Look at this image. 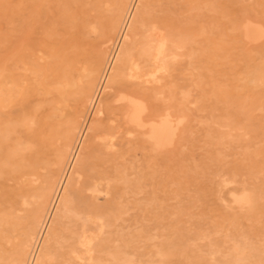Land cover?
I'll list each match as a JSON object with an SVG mask.
<instances>
[{
	"label": "rangeland",
	"instance_id": "obj_1",
	"mask_svg": "<svg viewBox=\"0 0 264 264\" xmlns=\"http://www.w3.org/2000/svg\"><path fill=\"white\" fill-rule=\"evenodd\" d=\"M31 1L32 0H0V17L2 18V19H0V21H2L3 24H5L4 25L5 27H4L2 25V23H0V32H1L0 33L1 34L0 35V122H1L0 123V264H3V263L4 264H15V260L13 259V257L10 254V253H12L11 248H13V242L15 241V239L11 238V237H14V234H15L12 231V228H13L14 221L24 222L26 220L24 210L28 205L26 203H23V202L25 199H27L28 191L31 190L37 184H39L38 183L39 182L38 174H39V171H41L43 169L38 168L39 171L38 170L35 171L36 173H34V172L32 173V171H31L32 166L39 159V144H40L39 141L41 140V137L44 134H46L47 131L49 130L50 123L53 121V119L57 118L55 113L57 112V110H59V109H57V107L60 105V100L62 98L63 92L65 91V88H66L65 85H66V82L68 79L67 77H68L70 71L74 70L73 66L74 65L77 66L78 64H80L77 62H79L80 58L83 57L82 56V49H81L82 44H84L85 41L86 42H92V41L98 39V38H95V36H94L95 33L91 34V31H89V32H87V31L92 30L93 26H91V25H94L95 21H97L96 22L97 24L95 23L94 26H97L98 24L101 23L102 20L105 21L106 16L108 15V10L106 9L108 3L106 0H102V1L101 0H96V1H94V0H48V1L47 0H38L37 1L36 0L37 2L35 0H33L32 2ZM92 1H93V3H95V4H93V6L90 5L92 3ZM127 1H128V3L126 2V4H125V11L119 15L120 17L122 16L120 18L121 23L118 26V28L114 31V34H113L111 40L109 41L110 43L109 42L106 43L107 46L105 49L106 52H105V60L103 62V66L106 65V61L112 57L113 51H115V47L117 46V44L120 40L119 38L121 37L122 28H123V26H125V23L128 22L127 19L129 16H127V15L130 12L129 9L133 7V3L136 0H127ZM140 1H142V0H138L137 2H140ZM148 1L152 2L150 10L154 13H158V11L163 13L165 11L164 13H166V14H170V13L172 14L173 12L176 11L175 10L176 8H177V10L180 9L175 14L173 13L172 15L174 17H177L178 16L177 14H179L178 17L179 18L183 17V18H181L183 20V22L186 21V19H187V21L184 22V24L186 23L185 24V29H186L185 34H186V37L188 39L187 47L191 49L193 47V45L191 44L194 42L193 39H195V41L197 40L194 43V47L192 48V50L194 49L195 53H193V55H189V56L187 55L185 57L177 58L178 61L175 60V62L173 64V65H175L174 69L172 70L173 72L171 71V74H173L171 79L174 77L172 82H174V83L176 82L174 84L176 87L171 82V84H172L171 89L176 88V94L179 95L178 97L181 96V98H177L178 101H180V99H181V102L184 101L182 103L186 107V108L185 107L184 108H185V112H186L187 117H184V119L185 118L186 119H185V121L183 120L184 121V122H182L183 125L181 124L182 125L181 126V132L182 131L185 132V133L182 132V136L184 138H186V140L182 136H181L182 138L180 137L181 139H179V138L177 139V136H176L166 146V149L164 148L162 150V149H158V148L151 146L149 144V142L146 140V138H144L142 136L141 137H142V139L144 138V142L141 141L139 138L128 140V138L126 136L127 134H123V138H121V143L119 146L120 149L117 152V156H118L117 157V163L114 164L117 167V172L115 174V180L113 183L114 184V191L111 194H109L110 196L107 195L109 197L106 196V198L102 197V198L97 200V203H99L100 205H102V204L106 205L108 202H113L112 204L115 207L117 206L115 211L108 213L107 216L105 217L104 226H106V227L109 226V227L107 229H104V228H106V227H104L103 229H104L105 233L101 234V236H103V237L100 236L102 240H105L107 237H109V240L106 239L104 241L105 242L104 243L105 245H104L102 240L99 238V241L101 240L99 242L101 245L97 244V247H95V251H94V258L92 259V261L91 260L89 261L90 263L88 262L87 264H110L109 262H111L112 264H114V263L117 264L116 259L119 257L120 254H122V255L124 254L123 256L126 255L125 257H129L128 259L130 260V262H128L127 264H132V263L133 264H150V262H151L150 260L153 257L156 259L158 256V255H156V251L158 249H162V247H163L164 251L168 250L167 252H165V255L169 260H171V261L168 260L167 264H191V263L192 264L193 263L194 264H196V263L197 264H211L212 262H216L215 264H220V263L221 264H244V262H246V264H264L263 263L264 262V258H263L264 253H262V252H264V246H263L264 245V240H263L264 239V237H263L264 231L262 230V229H264L263 228L264 215H262L264 212V203H263L264 202V198H263L264 197V191H263V189H264V175H263L264 174V172H263L264 171V158H263L264 157V111H263L264 110V106H263L264 100H263V98L264 97H262V95H261V97H260L261 99L258 98L260 96V94H263V96H264V91H263L264 90V71H263L264 70V55H263L264 52H262L264 50V47H263L264 46V38H263L264 37V24H263L264 21L262 22V20H264L263 19L264 18V8H262V7H264V0H238L239 2L237 0H228L230 3L227 2V0H191V1H193V3L190 2V0H187V1L186 0H176V1L175 0H172V1H170V0H143V3L142 2H140L139 4L136 3L135 8H134L136 10L133 9L134 13L132 12V15H131L132 16V18H131L132 22H131V24H130V20L128 22V24L130 25L128 28V32L130 29H131L130 32L133 31V25H134L133 23H135V20L139 19L141 17V15L143 14L142 12H144L146 10L145 8H147V2ZM157 1L158 2L162 1V2L158 3ZM188 1L190 4H192V6L188 3H186ZM45 2H47V3L49 2V3L46 4ZM99 2H101V3L99 4ZM172 2H174V3H172ZM180 2H182L184 4H182ZM255 2H257V3H255ZM29 3L32 6H29ZM163 3L164 4L166 3L165 7H164V5H162ZM22 4H24L26 7H27V5L29 6L27 8V10H26V7H23ZM96 4H97L96 7H99L100 9L99 8L97 9L96 7H94V5H96ZM159 4L161 6H159ZM196 4H198V5H196ZM256 4L259 7H257ZM100 5L101 6L103 5L102 7L104 8V10ZM143 5H145V8ZM170 5H171V8L173 7V10L170 8ZM209 5H211V6L213 5V6L212 7L210 6L211 8L209 7V9H208L207 6H209ZM250 6L252 8L251 11L249 10ZM18 7H20V8L22 7L25 10V13L28 12L26 14V16H27L26 22L27 23H25V26H27V27H25V36H27V37H25L26 40H24V42H25L24 44H26V43H28V44L24 45V47H21L20 40H16V38H15V37L19 38L20 37L19 34H21V31L19 32L20 28H18V31L16 29L17 27L21 26L19 23H20V18H21L22 12H21V9H18ZM42 7L44 8L43 9L44 11L42 10ZM89 7L91 9H92V7H94L95 10L94 9L90 10ZM185 7H186V9H185ZM255 7L257 8V10H260L262 8L261 10L263 11V13H261L259 15H263V16L258 15V13L262 12V11L261 10L256 11ZM187 8L188 9L192 8V9H189V12H186V11H188ZM198 8H200L201 10H198ZM204 8H205V10H204ZM225 8H228V9H225ZM231 8H232V11H231ZM235 8L237 11H239V13H237V11L234 10ZM167 9L169 11H167ZM207 9L209 11L206 12ZM29 10H31V11H29ZM93 10H94V12H93ZM161 10H163V11H161ZM100 11H101L102 16L99 14ZM179 11H181V12H179ZM197 11H199V12H197ZM208 12H209V14H207ZM229 12H231L230 14H232V16L229 14ZM1 13H3V14H1ZM10 14H12V15H10ZM194 14H195V16H194ZM226 14L229 15L230 18L234 19V17H237L238 19L235 18V20H233V19L231 20L230 18H228L226 16ZM233 14L235 16H233ZM3 15L6 17H4ZM87 15L90 17H88ZM184 15L186 17L187 16L192 17V18H190V20H192V22H194V23H192L189 20V17L185 19ZM205 15H207V17ZM211 15H212V17L210 18ZM213 15H214V17H213ZM200 16H202V17H200ZM240 16H241V18H240ZM99 17H101V18H99ZM194 17H195V19H194ZM261 17H263V18H261ZM12 18H14V20ZM199 18L201 20H199ZM260 18H261V20H259ZM16 20H17V22H16ZM11 21H13V23L15 25ZM29 21H30V23H29ZM10 22L13 25L10 24ZM44 22L46 24H44ZM222 22H224V23H222ZM88 23H90L91 25ZM199 23H201L202 26L199 25ZM210 23H212L213 25L212 24L209 25ZM217 23H219V24H217ZM206 24H208V25H206ZM247 24H249V25H247ZM10 25H12V26H10ZM89 25L91 28L89 27ZM197 25H199V26H197ZM247 26L251 28V36L248 37V39L246 38V35L243 33V32H245V27H247ZM46 27H47V30H46ZM120 27H121V30H120ZM207 27H209V29ZM13 28H14V30H13ZM79 33H80V35H79ZM88 33H90V36ZM194 33L196 34V36L194 35ZM231 33L232 34L234 33V34L232 35ZM16 34L19 36H16ZM198 34H200L201 37ZM218 34H220V37L217 36ZM13 35H15V37ZM189 35H191V37L193 35L194 36L191 39V37ZM28 36H29V38H28ZM198 36H199V38L197 39L196 37H198ZM223 36L225 39H223ZM229 37L232 38V39L230 38L231 42L229 40ZM219 38L221 40H217ZM226 39H228V40H226ZM14 40H16L15 42H19V43H17V45H16ZM12 41L15 44V46H13L14 44L11 43ZM211 41H214V45L216 47L215 52L218 49L217 52L218 51L220 52V53L218 52V54H219V56L221 55L222 58L221 57H219L220 59L217 58L218 54H216L215 55L216 58L214 57L213 60L209 61V60H207L206 56H204L202 53H200V52H204L203 50L208 49V45ZM227 41L230 44V46L227 43ZM225 42H226V46H225ZM261 43H263L262 44L263 46L260 45ZM7 44L10 47L9 46L7 47ZM10 44H12V46ZM216 45H218V46L221 45V47H218ZM222 46H224V47H222ZM235 46H237L238 48ZM260 46H261V49H260ZM198 47L200 48L199 51H197ZM202 47H204V48H202ZM231 47H232V49L235 48V51L233 49L234 52L232 51ZM111 48H113V49H111ZM262 48H263V50H262ZM4 49H7V50H4ZM251 49H253V50L251 51ZM257 49H260L261 51L258 52ZM225 51H227V52H225ZM255 51H257L258 54L260 53L258 55L259 57L255 54L256 53ZM10 52H11V54H10ZM28 53L31 55V57L29 56ZM221 53L222 54L224 53V54L222 55ZM236 53H237V55L234 56V54H236ZM26 54H28V56ZM226 54H229V55H226ZM242 54H245L246 56L245 55L242 56ZM23 55H24V57H26V56L27 57L24 58ZM228 56L229 57L231 56V57L229 58ZM191 57H194V58L192 59ZM200 57H203V58H200ZM223 57H225L227 59H225ZM182 58H184V59H182ZM188 58H190V59H188ZM241 58L244 59V61L242 59L243 62L240 61ZM217 59H219V60H217ZM185 60H186V64L184 63ZM228 60L230 61L229 63H227ZM224 61H225V63H224ZM188 62H189V64H188ZM197 62H199V66H197V64H195ZM27 63H29V64H27ZM190 63H191V66H190ZM213 63L215 64V66ZM219 63H221V65L218 66ZM230 63L232 66L230 65ZM177 64H179V65H177ZM216 64H217V66H216ZM226 64H228V65H226ZM242 64H244V65H242ZM182 65L183 66L185 65L184 67H186V68H184ZM223 65H225L226 67L225 66L223 67ZM229 65L231 68L227 67ZM234 65L236 67L234 70H237V71H234L232 69V68H234ZM239 65H242L241 67H243V66L244 67L241 68V67H239ZM192 66H193V68H190ZM195 66H196V69L199 68L198 73L196 72V69H194ZM219 67H221L220 70L218 69ZM258 67H259V69H257ZM180 68L181 69H188V70H184L183 73H182V71L179 73V71L181 70ZM189 68L192 69L193 71L189 70ZM223 68H226V69H223ZM31 69H32V71H31ZM238 69L239 70L241 69V71H239ZM217 71H218V73H217ZM242 71H243V73L244 72L245 73L243 74ZM11 72H13V73L11 74ZM236 72H238L239 74L237 75ZM249 72H250V74L248 75ZM241 73H242V75H241ZM215 74H216V76H215ZM239 75H240V77H242V76L243 77L238 79ZM191 76L193 79L190 78ZM222 76H223V78H222ZM224 76H225V78H224ZM246 76H247V78H246ZM103 77L104 76L100 77L99 83ZM229 77H231V78H229ZM200 78H203V80ZM197 79H199L200 81ZM214 80H217L216 83ZM222 80H223V83L221 82ZM225 80H227V81H225ZM238 80H239V82H238ZM60 81H61V83H59ZM189 81H192L193 83L191 82L190 84H188ZM212 81H214V82H212ZM224 81H225V83H224ZM229 81H230V83H229ZM232 81H234V82H232ZM246 81L247 82L249 81V82L246 83ZM205 82L207 85L205 84ZM62 83H64V84H62ZM228 83H229V85H228ZM240 83L242 84V86H240ZM192 84H194V85L192 86V88L189 89L187 86H191ZM238 84L240 87L238 86ZM224 85H225V88H223ZM177 86H178V88H177ZM209 87H210V89H209ZM237 87H239V88L237 89ZM226 88H227V90H226ZM59 89H60V91H59ZM181 89H183V90L185 89L184 91L187 93L184 94V91ZM199 90H201V91H199ZM31 91H32V93H31ZM202 91H205L206 94ZM258 91H260V92H258ZM177 92H179V93H177ZM199 92H201V94H198ZM243 93L245 95H243ZM258 93H260V94H258ZM60 94H62V95H60ZM186 94H187V96H186ZM197 94H198V97L197 96L194 97ZM203 94H205V95H203ZM252 94H254L255 96L257 95L258 97L256 96V99H255V96L253 97ZM29 95H30V97H29ZM182 95L184 97H182ZM199 95H200V97L203 96V99H202V97L199 98ZM237 95H239V96H237ZM210 96H211V98H210ZM242 96H245L247 98V100L245 97H244L245 99L242 98ZM187 97L189 98V100ZM185 98H186V100H185ZM192 98H194L195 100ZM198 99H202L203 101L202 100L201 101L204 103L205 106L207 104L208 107L204 108L203 103H200L201 102L200 100L198 102ZM196 100H197V102H196ZM205 100H206V102L208 100H210V102L208 101L206 103ZM249 100H251V101H249ZM261 100H262V102H261ZM159 101L162 102V100H159ZM171 101L173 102V98L171 99ZM186 101H188L189 103ZM58 103H59V105H58ZM192 103H194V104H192ZM197 104L202 106L201 107L202 109L201 108L199 109L202 113L198 110L199 106ZM249 104H251V105H249ZM242 106H243V108H242ZM253 106L255 107V109ZM219 107L223 108V112H221L222 108L220 110ZM34 108H35V110H34ZM50 108H51V110L49 112ZM252 108L254 110L251 111ZM186 109L188 111H186ZM203 110H205V111H203ZM256 110L258 112H256ZM260 111L263 113H260ZM203 112H204V114H203ZM215 112H217V113H215ZM48 113H51V114H48ZM90 114H91V111H87V113L83 112V114L81 116H78L76 118L75 125L77 127L74 130L73 136H72V139H73L72 141H73L74 145H76L78 143L77 140L79 141L78 138L80 137L81 133H83L84 128H85V123L87 121V117ZM194 114H196L197 116ZM198 114H199V116H198ZM206 114H207V116H206ZM240 114H241V117H240ZM200 115H202V117ZM216 115L219 117H217ZM204 116L206 117L207 120L210 119L211 117H213L214 120L211 118L210 120H208L209 121L208 122ZM96 117H98V115L97 116L93 115L90 117V119L91 118L95 119ZM198 118H200V120ZM202 118H204V119H202ZM188 119H191V120L193 119V120L188 121ZM212 120L214 122H212ZM236 120L238 121V124H236L237 123ZM186 121H188L189 123ZM198 121H200V123ZM239 121H241V124ZM218 122H219V124H218ZM234 122H236V123H234ZM48 123H49V125H48ZM210 124H212V125H210ZM214 124H216L217 126ZM233 124L235 126H233ZM245 124H246V126H245ZM256 125L257 126L259 125V126L257 127ZM192 126H194V127H192ZM243 126H245V127L242 128ZM182 127H184V128H182ZM190 127L195 128L196 130L192 129V131H193V133H192ZM197 127H199V128H197ZM250 127H251V129L253 128L252 129L253 131L250 129ZM188 128L190 130L187 131L188 132V137H187L186 130ZM222 129H224V130H222ZM190 131H191V133H190ZM212 132H214V134ZM239 132H241V133H239ZM235 133H237V134H235ZM193 134H194V137H193ZM229 134L231 137L228 136ZM218 135H219V137H218ZM257 135L258 136L260 135L259 136L260 139ZM254 136H255V138H254ZM38 138H39V140H38ZM202 139H203V141H202ZM253 139L254 140L256 139V141H254ZM182 140H183V142H182ZM186 141H187V143H186ZM201 141L204 143H201ZM222 141H224V142L222 143ZM241 141H242V143H241ZM252 141H254V143ZM32 142H34V143L32 144ZM219 142H220V144H219ZM251 142L253 143L252 146H251ZM243 143L245 145H243ZM2 144H4V145H2ZM207 144H208V147L206 146ZM213 144L215 145V147L212 146ZM228 144L229 145L231 144V145L229 146ZM233 144H235V145H233ZM219 145H223V146H219ZM237 145H239V146H237ZM261 145H262V147H261ZM185 146H186V148H185ZM220 147L221 148L226 147V148L221 149ZM229 147H230V149H229ZM246 147L250 148V149L247 150ZM19 148L22 150H20ZM236 148L237 149L239 148L238 151ZM241 148H243V149H241ZM148 149L150 150V152L151 151L152 152L149 153ZM182 149H184V150H182ZM186 149H188V151ZM231 149H233V150H231ZM253 149H254V151H253ZM23 150H25V151H23ZM203 150L206 151V153ZM217 150H218V152L216 153ZM228 150L230 153L228 152ZM234 150L236 151V153ZM222 151L225 152L223 155H222ZM239 151L240 152L246 151V152L245 153H239ZM248 151H251V153L249 152L250 153L249 154ZM261 151H262V153H261ZM162 152H165V153H162ZM207 152H208V154H207ZM226 152L229 154H227ZM257 152L259 154H257ZM260 153L263 154V156ZM184 154H186V156H184ZM235 154L238 155L239 157L235 156ZM254 154L257 156V158H256V156H254ZM163 155L165 157H163ZM137 156H139V157H137ZM180 156H184V157L181 158ZM195 156H196V159L194 158ZM175 157H177V158H175ZM235 157L239 158V160L237 161V159H234ZM242 157H244V160ZM245 157H247V158L250 157V158L247 159ZM35 158H37V159H35ZM222 158L224 160L223 163L221 162V161H223ZM258 158L260 159L259 161L261 163L258 161ZM178 159H180V160H178ZM204 159H206V160H204ZM217 159H219V161ZM216 160H217V162H215ZM67 161L69 162V160H67ZM182 161H184V162H182ZM186 161H188V162L186 163ZM68 162H66V164L64 165V168H66V169L68 167ZM165 162H166V164L163 165V163H165ZM173 162H175V163H173ZM198 162H199V164H198ZM228 162H229V164H228ZM171 163H173V164H171ZM226 163L228 165V169H227ZM233 163H234V165H233ZM235 163H237L236 165L238 168H236ZM185 164H187L188 166ZM215 164H217V165L215 166ZM253 164H255V165H253ZM91 165L94 166L95 164L92 163ZM137 165H139V166H137ZM189 165H191V166H189ZM251 165H253L254 167H251ZM172 166H174V167H172ZM175 166H176V168H175ZM178 166H180L181 168L179 167L177 169ZM205 166H207V167H205ZM211 166H212V168H211ZM257 166H258L259 170L261 169L260 173L263 172V174L258 173L259 171L256 172V170H258V169L257 168L255 169V167H257ZM152 168L153 169L155 168V170H153ZM66 169H64V170H66ZM159 169H160V171H158ZM214 169L217 173L215 171H213ZM247 169L250 171L248 172ZM188 170H190V171H188ZM220 170H221V172H220ZM251 170H252V172H254V170H255L254 175L251 172ZM155 171H156V176L154 175ZM157 172H159V173H157ZM163 172L164 173L167 172L166 175ZM203 172H204L205 176H204ZM211 172H212V174H210ZM181 173H184V175ZM207 173H209V174H207ZM167 174L168 175L170 174L171 176L169 175V177H168ZM130 175H132V176H130ZM209 175H213V177H211ZM235 175L237 176V178L235 177ZM32 176H35V177L32 178ZM154 176H155V178L153 179ZM183 176H184V178H183ZM252 176H254V177H252ZM71 177H72V175H71ZM232 177H234V178H232ZM166 178H168V179H166ZM177 178H178V181L176 180ZM225 178H227V180H225ZM230 178H231V180H230ZM35 179L38 180V182ZM129 179H131V180L127 181ZM143 179H144V181H141ZM233 179H237V180H233ZM245 179H246V181H245ZM257 179H258V181H257ZM146 180H148V181L146 182ZM21 181H22V183L23 182L24 183L22 184ZM214 181H215V183H214ZM228 181H229V183H228ZM129 182H131V183H129ZM173 182H175V183H173ZM181 182L184 184H181ZM209 182L210 183L212 182L213 184L212 183L210 184ZM226 182L228 183V185L231 184V186L227 185V187H226ZM253 182L256 184L258 183V185L254 184ZM223 183H225V184H223ZM236 183H238V184H236ZM249 183L252 184V186L254 185L253 186L254 188ZM174 184H176V187L174 186ZM20 185H21V187H20ZM234 186H235V188H234ZM247 186H248V190H247ZM187 187H189V188H187ZM230 187H232L234 189V191ZM255 187L256 188L258 187L259 189L257 188L258 189L257 190V189H255ZM178 188H180L182 190H180ZM192 188L194 189L193 191H192ZM214 188H216V189H214ZM229 188L231 191L229 190ZM25 189H27V190H25ZM199 190H201V192ZM213 190H215V191H213ZM219 190L221 192H219ZM182 191H184V192H182ZM190 191H191V194H190ZM196 191H197V193H196ZM238 191L240 193H237ZM258 191L261 192V195H260V192H258ZM181 192H182V194H181ZM227 192H228V194H227ZM247 192H248V194H246L247 197H245L243 195V193H247ZM256 192H257V194H255ZM232 194L235 195L234 198H237V199L232 198L233 197V196H231ZM197 195H199L200 197ZM238 195H239V197H237ZM251 195L254 197H252ZM256 195L259 198L255 197ZM17 196L19 197L20 203H19V201L15 203V199L17 198ZM223 196H224V198H222ZM240 196L241 197L243 196V197L241 198ZM23 197H25V199H22ZM194 197L196 199H194ZM212 197H214L215 199ZM260 197H261V199H260ZM133 198L136 199L135 202H134ZM153 198H155V199H153ZM161 198L163 199V201ZM140 199H141V202H139ZM150 199L151 200L153 199V200L151 201ZM204 199H206V200L204 201ZM238 199L239 200L243 199V201H241V203H240V202L236 201ZM256 199H258V200H256ZM130 200H131V202H130ZM193 200H195V201H193ZM233 200L236 202V204H235V202H233ZM105 201H106V203H105ZM132 201H133V203H132ZM215 201L218 203H216ZM227 201H230V202L228 203ZM176 202H178V203H176ZM203 202H206V203H203ZM237 202H238V204H237ZM244 202L246 204H244ZM252 202H255V203H252ZM126 203L128 204V206ZM202 203H203V205H202ZM147 204H148V206H147ZM15 205H17V206H15ZM140 205H141L142 209L139 207ZM151 205H152V207H151ZM252 206L254 208L251 212ZM18 207H20L21 209L23 208L22 209L23 211ZM47 207L48 208L50 207L49 203H47V205L45 206V210ZM119 207H120V209H119ZM204 207H206V208H204ZM228 207H231V208H228ZM248 207H249V209H248ZM17 208H18V210H17ZM132 208H134V209L132 210ZM227 208H228V210H225ZM241 208L244 209L245 211H243ZM259 208L261 211L257 210ZM130 209H131V211L129 212ZM147 209H148V211H147ZM45 212L46 211H44L43 213L46 214L47 212L46 213ZM233 212H235V213H233ZM248 212L249 213L254 212V213L251 214L252 215L251 216ZM57 213H58V215L55 214L54 215L55 217H53V219L58 220L59 217H60V219L62 218L61 224H58L59 225L58 227L61 230H63L64 232L67 231L69 229V227H72L71 226L72 223L69 221H71V219H73V218L74 219L78 218V216L75 215L76 214L75 211L74 212L73 211L67 212L64 210V206H60L57 209ZM59 213H61L60 216H59ZM225 213H226V215H225ZM260 213H261V215H260ZM73 215L76 217H73ZM121 215H123V216H121ZM126 215H127V217H126ZM241 215H243V216L241 217ZM244 216L245 217L247 216V217L243 218ZM254 216H256V217L254 218ZM129 217H131V220L129 219ZM12 218H13V220H11ZM186 218H188V219H186ZM238 218H240V219H238ZM260 218L261 219L263 218L262 219L263 221ZM182 219H184V220H182ZM205 219H207V220H205ZM237 219H238V221H237ZM244 219L246 222L243 221ZM115 220H116V222H115ZM188 220H189V222H187ZM192 220L193 221L196 220V221L193 222ZM228 221L229 222L231 221L230 223L232 225ZM137 222H139V224H136ZM181 223H184L186 226L184 224H181ZM187 223H188V225H187ZM197 223H198V225H196ZM253 223H255V224H253ZM227 224H228V226H227ZM247 224H248V226H247ZM250 224H252L251 228H250V226H251ZM261 224H263V225H261ZM177 225H181V227L180 226L177 227ZM182 225H184V226H182ZM241 225H245V226L242 227ZM56 226H57V224H56ZM110 226H113L112 227L113 229H111ZM119 226H120V228H119ZM226 226H227V228H226ZM234 226H236V227H234ZM259 226L260 227L262 226V229ZM177 228H178V230H177ZM188 228L191 230H188ZM259 228H260V230L258 232L256 229H259ZM174 229H176V231ZM116 230H117V232H116ZM236 230H237V232H236ZM107 231H109V232H107ZM168 231H169V233H168ZM171 231L172 232L175 231V232L172 233ZM178 231H179V233H178ZM189 231H191V232H189ZM218 231H219V233H218ZM256 231H257V233L255 235L254 233ZM49 232H50V234H49ZM111 232L114 233V237H115L116 233H119V235L116 234V237L114 238L113 233L110 234ZM132 232H133V234H132ZM159 232L160 233L163 232V234H160ZM125 234L127 236H125ZM200 234L202 236H200ZM208 234H209V236L211 235L212 237L211 236L209 237ZM117 235H118V237H117ZM148 235H149V237H148ZM180 235H182V237H180ZM219 235H220V237H219ZM254 235H255L254 239H256L254 241H257V242H254L252 240ZM47 236L45 237L44 241L48 242V243L43 242L44 243V244H42V247L44 246L43 248L40 246L43 250L39 247L38 251H37V248H35L36 244H35V246H32L31 247V250H32L31 253L32 254L29 253L28 257H26L24 259V261H23L24 264H26V263L27 264H36L37 260H38L37 264H61L62 261H63L62 264H67V263L68 264L69 263L70 264H77V260H75L73 263L70 262L69 249H68V247L65 246L68 244L67 239H64L65 241H63L61 239V237H58L60 240L57 238L51 237V236H53L52 230L48 231ZM105 236H107V237H105ZM146 236H147V239H146ZM185 236H186V238H185ZM204 236H206L207 238ZM232 236H233V238H232ZM249 236L250 237L252 236V238H250ZM5 237H7L8 240ZM104 237H105V239H104ZM138 237H140L141 239ZM47 238H49L50 240H48ZM124 238H126V239H124ZM127 238H129V239L127 240ZM159 238H160V241H162V242L159 241ZM183 238L186 241L188 240V242H186ZM192 238H193V240H192ZM247 238H248L249 243L251 242L249 239L252 240V242H251L252 245H251V243H250V245L246 244L248 242V241H246ZM51 239H54V240H51ZM110 239H111V241H110ZM180 239H182L183 241H181ZM207 239H209V243H208V241H206ZM212 239H214V240H212ZM155 240H158V241L155 242ZM194 240H198L199 242L196 241L197 242L196 243ZM210 240H211V242H210ZM261 240H262V242H261ZM7 241H8V243H7ZM10 241H11V243H10ZM49 241H51V242H49ZM147 241H151V242L153 241V242L151 243V242H147ZM124 242H125V244H124ZM181 242H185L184 244L187 243L188 246H187V244H186V246L183 243L181 244ZM258 242H260L259 245H257ZM60 243H63V244H60ZM244 243H245V245L242 246V244H244ZM59 244H60V247L58 246ZM102 244H103V246H102ZM106 244H107V246L108 245H110V246L107 247ZM111 244L113 247L111 246ZM189 244H190V246H189ZM235 244L237 246H234ZM175 245L178 247L181 246V248L183 250L180 248L176 249ZM240 245L242 246V248ZM246 245L250 247L249 250H248L249 247H247ZM45 246H47V247H45ZM104 246L106 247L107 250L104 248ZM120 246H122V247L124 246L125 248L124 247L122 248ZM151 246L153 249L151 248ZM194 246H196V247L198 246V247L196 248ZM251 246H259V247L251 248ZM61 247H63V248H61ZM115 247H116V249H115ZM169 247H170V249H169ZM188 247H190V248H188ZM208 247H209V249H208ZM96 248H98L99 251H101L102 253L100 252L101 253L100 254L99 251L97 253L98 249H96ZM112 248H113V250L109 251ZM172 248H174V249L172 250ZM191 248H192V250H191ZM256 248L258 249V251H257L258 254H257V257L255 258L254 256H256V255L253 256L252 254L255 253V251L257 250ZM123 249L126 250L125 253H124L125 250H123ZM188 249H190V253H192L191 256H190V254H188V251H189ZM204 249L206 250L208 255H207V253L202 252ZM115 250H116V253H115ZM118 250L121 251L120 254L118 253ZM122 250H123V252H122ZM205 250H204V252H205ZM237 250H240V251L237 252ZM250 250L253 252H251ZM39 251H41V252H39ZM183 251H184V253H183ZM7 252H10V253H7ZM110 252L115 253L116 255L111 254ZM197 252H198V254H197ZM35 253H38V254L35 255ZM44 253L47 254V257H46V255H44ZM129 253L130 254L132 253L131 255H133V257ZM172 253H174V254H172ZM234 253H235V255H237V258L239 257L238 260H236L237 263H236V261L233 260V256H235ZM8 254H9V256H8ZM127 254L130 256H128ZM154 254H155V256H154ZM187 254H188V256H186L187 257L186 258L185 255H187ZM215 254H216V261L214 260ZM63 255H64V257H63ZM173 255H175V259H174ZM239 255H242V256H239ZM36 256H37V258H36ZM149 256H150V258H149ZM38 257H39V259H38ZM105 257L110 258V260L106 259ZM140 257H141V259H140ZM145 257H147V258H145ZM179 257L180 258L185 257V259L182 258L181 259L182 261H181V260H178V259H180ZM102 258H103V260H101ZM138 258L142 261H140ZM209 259H211V260H209ZM261 259H262V262L258 263V260H261ZM58 260H60V263ZM106 260H108V261H106ZM154 260L152 259V262ZM175 260H178L180 262H178V261L176 262ZM30 261H32L34 263H32ZM120 261H119V259H117V262L119 264L121 263ZM106 262H108V263H106ZM151 264H154V263H151ZM212 264H214V263H212Z\"/></svg>",
	"mask_w": 264,
	"mask_h": 264
},
{
	"label": "bare ground",
	"instance_id": "obj_2",
	"mask_svg": "<svg viewBox=\"0 0 264 264\" xmlns=\"http://www.w3.org/2000/svg\"><path fill=\"white\" fill-rule=\"evenodd\" d=\"M33 1V0H32ZM31 1V2H32ZM36 1V0H35ZM38 1V0H37ZM36 1V2H37ZM48 1V0H47ZM96 1V0H94ZM102 1V0H101ZM108 5L106 7V9L108 10V15L106 16V19L105 21H101L100 24H98L97 26H94L95 23L97 21H95L94 25H91L93 26L92 27V30H88L87 32L91 31V34L92 33H95L94 36L95 38H98L97 40H94L92 42H86L84 44H82V58H80L79 62L77 63H80L78 64L77 66H73V69L74 70H71L69 75H68V79H67V82H66V88H65V91L63 92V95H62V98L60 100V105L58 103V107L57 109V112L55 113L57 118L53 119V121L50 123V128L49 130L47 131L46 134H44L42 137H41V140L39 141L40 144H39V159L38 161H36L34 163V165L32 166L31 168V171L32 173H36L35 171L38 170V168H42L43 170L39 171V182L38 180H36L39 184H37L36 186H34L31 190L28 191V194H27V199H25V197H23L22 199H25L23 203H26L27 207L25 208L24 212H25V218L26 220L24 222H16L14 221L13 223V228H12V231L15 233L14 234V237H11L12 239H15V241L13 242V248L12 249V253L10 252H7V253H10L11 256L13 257V259L15 260V264H24L23 261L26 257H28L29 253H31V247L32 246H35V248H37V251H38V248L41 246L42 247V244H44L43 242L45 237L48 235V231L49 230H52V234L53 238H57L59 239L58 237H61V239L63 241H65L64 239H67L68 241V244L65 245L66 247H68L69 249V253H70V262H74L75 260H77V264H87L90 260L92 261V259L94 258V251H95V247H97V244L99 245L100 241L102 240L101 237V234L102 233H105L104 232V229H107L108 227L104 226L105 224V217L107 216L108 213L112 212V211H115L116 210V207L112 204L113 202H108L106 205H100L99 203H97V200L102 198V197H105L109 194H111L113 191H114V180H115V174L117 172V167L114 165L117 163V152L118 150L120 149L119 146H120V143H121V138H123V134H127V138L128 140H132V139H136V138H139L141 141L144 142V138H146V140L149 142V144L155 148H158V149H166V146L177 136V139H181L183 136H182V132H181V126L183 125L182 122L185 121L184 117H187L186 116V112H185V105H183L182 101L181 102V99L180 101H178L177 98H181L178 97L179 95L176 94V88L174 89H171V82L173 81V78L171 79V77L173 76V74H171V71L174 69V62L175 60L178 61L177 58L179 57H185V56H189V55H193L194 52V49L192 50V48L194 47V43L197 41H195V39H193V43H191L193 45V47L190 49L187 47L188 45V39L186 37V29H185V24L184 22L187 21L186 18H188L189 16H185V19L186 21L183 22V20L181 18H179V14H177L178 16L177 17H174L172 14L176 13L178 10L177 8L175 9L176 11L173 12L172 14H166V13H161L160 11H158V13H154L150 10V7H151V1H148L147 2V8H145V5L144 8L146 9L144 12H142L143 14L141 15V17L137 20H135V23H133V31L128 32V28H129V20H130V24L132 22V12L134 13L133 9L135 8V5L136 3H140L142 2L143 3V0L140 1V2H137L138 0H136L134 3H133V7L130 8V12L128 13L127 16L128 19H127V23H125V26H123L122 28V33H121V37L119 38V42L117 44V46L115 47V51H113V55L110 59H108L106 61V65L103 66V62L105 60V49H106V43L109 42L114 34V31L118 28V26L120 25L121 21H120V17L119 15L125 11V4L126 2L128 3L127 0H106ZM172 1V0H170ZM176 1V0H175ZM187 1V0H186ZM238 1V0H237ZM27 2V1H26ZM145 2V1H144ZM158 2V1H157ZM162 2V1H160ZM158 2V3H160ZM185 2V1H184ZM190 2L193 3V1L190 0ZM206 2V1H205ZM227 2H229L227 0ZM236 2V1H235ZM234 2V3H235ZM239 2V1H238ZM35 3V2H34ZM46 4H48L47 2H45ZM44 3V4H45ZM101 2H99L100 4ZM104 3V2H103ZM141 3V4H142ZM174 3V2H172ZM182 3V2H180ZM188 4V2H186ZM185 3V4H186ZM230 3V2H229ZM257 3V2H255ZM254 3V4H255ZM261 3V2H260ZM43 4V5H44ZM93 1L92 3L90 4L91 6H93ZM140 4V5H141ZM184 4V3H182ZM253 4V5H254ZM23 7H26L24 4H22ZM21 5V6H22ZM166 5V3L162 4ZM192 6V4H190ZM198 5V4H196ZM234 5V4H233ZM251 5V4H250ZM257 5V4H256ZM29 6H32L30 5L29 3ZM27 5L26 7V10L27 8L29 7ZM96 5H94V7H96ZM99 6V5H98ZM101 6V5H100ZM103 6V5H102ZM101 6V7H102ZM158 6V5H157ZM159 6H161L159 4ZM178 6V5H177ZM195 6V5H194ZM211 5L207 6V8L209 9ZM213 6V5H212ZM211 6V7H212ZM245 6V5H244ZM44 7V6H43ZM42 7V10L44 9ZM46 7V6H45ZM92 7V9L95 10V8ZM131 7V6H130ZM183 7V6H182ZM210 7V8H211ZM246 7V6H245ZM257 7H259L257 5ZM97 9L99 7H96ZM103 8V7H102ZM161 8V7H160ZM159 8V9H160ZM170 8H171V5H170ZM241 8V7H240ZM249 8V7H248ZM256 8V7H255ZM264 8V7H262ZM261 8V9H262ZM18 9H21V18H20V27H17V31H18V28L19 29V32L21 31V34L19 38L15 37V35H13L16 40H20V44H21V47H24V45H27L28 43L24 44V40L25 37V23L26 22V14L28 13H25V10L21 7H18ZM90 10H92L90 7H89ZM100 9V8H99ZM173 10V7L171 8ZM186 9V7H185ZM188 9V8H187ZM189 9H192V8H189ZM189 9L188 11L186 12H189ZM197 9V8H196ZM206 10L209 11V10ZM213 9V8H212ZM225 9H228V8H225ZM251 6L249 8V10L251 11ZM260 9V10H261ZM2 10V9H1ZM37 10V9H36ZM93 10V12H94ZM104 10V8H103ZM136 10V9H134ZM164 10V9H163ZM161 10V11H163ZM198 10H201L200 8H198ZM205 10V8H204ZM216 10V9H215ZM218 10V9H217ZM236 10V8L234 9ZM256 11H260V10H257V8L255 9ZM20 11V10H19ZM31 11V10H29ZM44 11V10H43ZM97 11V10H96ZM167 11H169L167 9ZM231 11H232V8H231ZM237 11V10H236ZM262 11V10H261ZM37 12V11H36ZM92 12V13H93ZM103 12V11H102ZM181 12V11H179ZM178 12V13H179ZM185 12V13H186ZM199 12V11H197ZM213 12V11H212ZM215 12V11H214ZM225 12V11H224ZM223 12V13H224ZM43 13V12H42ZM90 13V12H89ZM97 13V12H96ZM104 13V12H103ZM222 13V14H223ZM231 12H229L230 14ZM237 13H239V11H237ZM252 13V12H251ZM263 13L262 12H259V14ZM3 14V13H1ZM41 14V13H40ZM44 14V13H43ZM48 14V13H47ZM94 14V13H93ZM99 14L102 16L101 14V11L99 12ZM209 14V12L207 13ZM12 15V14H10ZM106 15V14H105ZM191 15V14H190ZM202 15V14H201ZM232 16V14H230ZM238 15V14H237ZM254 15V14H253ZM4 16V15H3ZM88 16V15H87ZM98 16V15H97ZM96 16V17H97ZM104 16V15H103ZM195 16V14H194ZM207 17V15H205ZM204 16V17H205ZM221 16V15H220ZM225 16V15H224ZM226 16L228 18L229 15L226 14ZM225 16V17H226ZM233 16H235L233 14ZM259 16H263V15H259ZM6 17V16H4ZM12 17V16H11ZM90 17V16H88ZM95 17V16H94ZM202 17V16H200ZM212 17V15L210 16V18ZM214 17V15H213ZM217 17V16H216ZM101 18V17H99ZM105 18V17H104ZM126 18V17H125ZM190 18L192 17H189V20ZM197 18V17H196ZM209 18V19H210ZM219 18V17H218ZM217 18V19H218ZM223 18V17H222ZM238 19L237 17H234L233 18H230L231 20H235ZM241 18V16H240ZM259 18V17H258ZM263 18V17H261ZM261 18L259 20H261ZM0 19H2L0 17ZM11 19V18H10ZM14 20V18H12ZM98 19V18H97ZM184 19V20H185ZM195 19V17H194ZM198 19V18H197ZM206 19V18H205ZM208 19V18H207ZM214 19V18H213ZM225 19V18H224ZM264 19V18H263ZM90 20V19H89ZM96 20V19H95ZM199 20H201L199 18ZM230 20V21H231ZM254 20V19H253ZM85 21V20H84ZM99 21V20H98ZM124 21V20H123ZM192 22V20H190ZM210 21V20H209ZM213 21V20H212ZM227 21V20H226ZM250 21V20H249ZM256 21V20H255ZM264 20H262L263 22ZM13 23V21H11ZM10 22V24H12ZM17 22V20H16ZM19 22V21H18ZM93 22V21H92ZM126 22V21H125ZM0 23H2V25L4 26L5 24H3L2 21H0ZM30 23V21H29ZM124 23V22H123ZM194 23V22H192ZM224 23V22H222ZM14 24V23H13ZM12 24V25H13ZM44 24H46L44 22ZM97 24V23H96ZM196 24V23H195ZM198 24V23H197ZM212 23H210L209 25H211ZM219 24V23H217ZM228 24V23H227ZM230 24V23H229ZM251 24V23H250ZM264 24V22H263ZM10 25V26H12ZM15 25V24H14ZM48 25V24H47ZM89 25V27H90ZM191 25V24H190ZM199 25H201V23H199ZM197 25V26H199ZM204 25V24H203ZM208 25V24H206ZM213 25V24H212ZM236 25V24H235ZM249 25V24H247ZM88 26V25H87ZM132 26V25H131ZM202 26V25H201ZM243 26V25H242ZM5 27V26H4ZM205 27V26H204ZM217 27V26H216ZM233 27V26H232ZM2 28V27H1ZM45 28V27H44ZM87 28V27H86ZM91 28V27H90ZM132 28V27H131ZM209 29V27H207ZM218 28V27H217ZM238 28V27H237ZM89 29V28H88ZM212 29V28H211ZM230 29V28H229ZM14 30V28H13ZM46 30H47V27H46ZM80 30V29H79ZM120 30H121V27H120ZM200 30V29H199ZM204 30V29H203ZM231 30V29H230ZM236 30V29H235ZM253 30V29H252ZM255 30V29H254ZM16 31V32H17ZM45 31V30H44ZM239 31V30H238ZM79 32V31H78ZM199 32V31H198ZM226 32V31H225ZM235 32V31H234ZM1 33V32H0ZM3 33V32H2ZM8 33V32H7ZM18 33V32H17ZM27 33V32H26ZM197 33V32H196ZM229 33V32H228ZM245 35H246V38L248 39V37L251 36V28L250 27H245V32H243ZM89 36H90V33H88ZM207 34V33H206ZM209 34V33H208ZM211 34V33H210ZM230 34V33H229ZM232 34V33H231ZM234 34V33H233ZM232 34V35H233ZM1 35V34H0ZM8 35V34H7ZM16 34V36H19ZM80 35V33H79ZM86 35V34H85ZM117 35V34H116ZM188 35V34H187ZM194 35L196 36V34L194 33ZM193 35V36H194ZM200 36V34H198ZM222 35V34H221ZM30 36V35H29ZM28 36V38H29ZM88 36V37H89ZM119 36V35H118ZM191 37V35H189ZM188 36V37H189ZM192 36V37H193ZM196 37L197 39L199 38ZM218 37H220V34L217 35ZM8 37V36H7ZM79 37V36H78ZM81 37V36H80ZM191 37V39H192ZM201 37V36H200ZM204 38V37H203ZM231 37H229V40H230ZM237 38V37H236ZM257 38V37H256ZM264 38V37H263ZM83 39V38H82ZM223 39L224 36H223ZM232 39V38H231ZM238 39V38H237ZM12 40V39H11ZM14 40V42L16 41ZM29 40V39H28ZM85 40V39H84ZM87 40V39H86ZM217 40H221L220 38L217 39ZM228 40V39H226ZM236 40V39H235ZM88 41V40H87ZM122 41V42H121ZM225 41V40H224ZM249 41V40H248ZM260 41V40H259ZM202 42V41H201ZM231 42V40H230ZM250 42V41H249ZM13 43V41L11 42ZM17 43L19 42H15V44L17 45ZM110 43V42H109ZM205 43V42H204ZM208 43V42H207ZM228 43V41H227ZM4 44V43H3ZM9 44V43H8ZM7 44V47L9 46ZM14 44V43H13ZM15 44L13 46H15ZM201 44V43H200ZM223 44V43H222ZM229 44V43H228ZM244 44V43H243ZM263 43H261L260 45H262ZM12 46V44H10ZM205 45V44H204ZM203 45V46H204ZM224 45V44H223ZM233 45V44H232ZM29 46V45H28ZM190 46V45H189ZM202 46V45H201ZM218 46V45H216ZM225 46H226V42H225ZM228 46V45H227ZM230 46V44H229ZM243 46V45H242ZM259 46V45H258ZM263 46V45H262ZM10 47V46H9ZM26 47V46H25ZM196 47V46H195ZM218 47H221L218 46ZM224 47V46H222ZM237 47V46H235ZM241 47V46H240ZM247 47V46H246ZM253 47V46H252ZM257 47V46H256ZM264 47V46H263ZM29 48V47H28ZM204 48V47H202ZM215 45H214V41H211L208 45V49L205 51L203 50L204 52H200L202 53L204 56H206L207 60L211 61L214 59V57L216 58V54H218L217 50L215 52ZM227 48V47H226ZM225 48V49H226ZM238 48V47H237ZM251 48V47H250ZM258 48V47H257ZM8 49V48H7ZM7 49H4V50H7ZM15 49V48H14ZM113 49V48H111ZM199 47L197 49V51H199ZM222 49V48H221ZM220 49V50H221ZM232 49V47H231ZM230 49V50H231ZM234 51H235V48H233ZM232 49V51H233ZM260 49H261V46H260ZM260 49H257L258 52L261 51ZM108 50V49H107ZM223 50V49H222ZM229 50V49H228ZM238 50V49H237ZM236 50V51H237ZM253 49H251L252 51ZM255 50V49H254ZM263 50V48H262ZM3 51V50H2ZM196 51V50H195ZM201 51V50H200ZM233 51V52H234ZM108 52V51H107ZM223 52V51H222ZM227 52V51H225ZM224 52V53H225ZM244 52V51H243ZM256 55L258 56L259 54L257 53V51H255ZM264 52V50L262 51ZM261 52V53H262ZM220 53V52H219ZM223 53V54H224ZM229 53V52H228ZM241 53V52H240ZM11 54V52H10ZM24 54V53H23ZM29 54V53H28ZM28 54H26L28 56ZM222 54V53H221ZM222 54V55H223ZM233 54V53H232ZM254 54V53H253ZM263 54V53H262ZM2 55V54H1ZM22 55V54H21ZM25 55V56H26ZM196 55V54H195ZM194 55V56H195ZM226 55H229V54H226ZM237 55L234 54V56ZM245 54H242V56H244ZM264 55V54H263ZM7 56V55H6ZM9 56V55H8ZM26 56V57H27ZM29 56L31 57V55L29 54ZM225 56V55H224ZM246 56V55H245ZM24 57V55H23ZM22 57V58H23ZM24 57V58H26ZM222 56L218 54L217 58H219ZM226 57V56H225ZM223 57V58H225ZM229 57V56H228ZM231 57V56H230ZM229 57V58H230ZM233 57V56H232ZM241 57V56H240ZM259 57V56H258ZM261 57V56H260ZM192 59L194 57H191ZM200 58H203V57H200ZM228 58V59H229ZM244 58V57H243ZM240 61H242V59ZM256 58V57H255ZM184 59V58H182ZM187 59V58H186ZM190 59V58H188ZM220 59V58H219ZM217 59V60H219ZM227 59V58H225ZM260 59V58H259ZM27 60V59H26ZM200 60V59H199ZM216 60V59H215ZM235 60V59H234ZM233 60V61H234ZM257 60V59H256ZM221 61V60H220ZM232 61V60H231ZM244 61V59H243ZM242 61V62H243ZM26 62V61H25ZM28 62V61H27ZM190 62V61H189ZM188 62V64H189ZM227 62V61H226ZM230 61L228 60L227 63H229ZM32 63V62H31ZM177 63V62H176ZM184 63L186 64V60L184 61ZM216 63V62H215ZM218 63V62H217ZM222 63V62H221ZM221 63L218 64L221 65ZM225 63V61H224ZM235 63V62H234ZM233 63V64H234ZM29 64V63H27ZM35 64V63H34ZM197 64V66H199V62L195 63ZM214 64V63H213ZM236 64V63H235ZM238 64V63H237ZM179 65V64H177ZM228 65V64H226ZM231 65V63H230ZM227 66V67H230ZM244 65V64H242ZM242 65H239V67H241ZM183 66V65H182ZM185 66V65H184ZM183 66V67H184ZM187 66V65H186ZM190 66H191V63H190ZM215 66V64H214ZM213 66V67H214ZM217 66V64H216ZM225 65H223L224 67ZM232 66V65H231ZM253 66V65H252ZM226 67V66H225ZM244 67V66H243ZM241 67V68H243ZM32 68V67H31ZM178 68V67H177ZM176 68V69H177ZM186 68V67H184ZM190 68H193L190 67ZM189 70H192L190 69ZM201 68V67H200ZM206 68V67H205ZM221 67H219L218 69L220 70ZM231 68V67H230ZM235 65H234V68H232L233 70L235 69ZM12 69V68H11ZM10 69V70H11ZM181 69V68H180ZM196 69V66L195 68ZM199 68L196 69V72L198 73ZM223 69H226V68H223ZM259 69V67L257 68ZM178 70V69H177ZM184 70H188V69H181L179 71V73ZM232 70V71H233ZM239 70V69H238ZM32 71V69H31ZM193 71V70H192ZM191 71V72H192ZM234 71H237V70H234ZM241 71V69L239 70ZM238 71V72H239ZM264 71V70H263ZM14 72V71H13ZM11 72V74L13 73ZM173 72V71H172ZM176 72V71H175ZM174 72V73H175ZM178 72V71H177ZM186 72V71H185ZM213 72V71H212ZM216 72V71H215ZM214 72V73H215ZM238 72L237 75L239 74ZM218 73V71H217ZM226 73V72H225ZM224 73V74H225ZM243 73V71H242ZM241 73V75H242ZM245 73V72H244ZM243 73V74H244ZM200 74V73H199ZM198 74V75H199ZM223 74V75H224ZM250 74V72L248 73V75ZM183 75V74H182ZM185 75V74H184ZM236 75V74H235ZM101 76H104L102 78V80L100 81L99 83V80H100V77ZM193 76V75H192ZM192 76L190 77L191 79ZM200 76V75H199ZM216 76V74H215ZM218 76V75H217ZM226 76V75H225ZM224 76V78H225ZM251 76V75H250ZM249 76V77H250ZM188 77V76H187ZM221 77V76H220ZM219 77V78H220ZM243 77V76H242ZM240 77L239 75V78H242ZM252 77V76H251ZM198 78V77H197ZM223 78V76H222ZM231 78V77H229ZM247 78V76H246ZM62 79V78H61ZM187 79V78H186ZM203 80V78H200ZM215 79V78H214ZM221 79V78H220ZM219 79V80H220ZM199 80V79H197ZM196 80V81H197ZM201 80V81H202ZM253 80V79H252ZM62 81V80H61ZM61 81L59 83H61ZM176 81V80H175ZM194 81V80H193ZM200 81V80H199ZM215 83L217 80H214ZM212 81V82H214ZM227 81V80H225ZM224 81V83H225ZM250 81V80H249ZM248 81V82H249ZM178 82V81H177ZM184 82V81H183ZM187 82V81H186ZM185 82V83H186ZM192 81H189L188 84H190ZM203 82V81H202ZM223 83V80L221 81ZM234 82V81H232ZM239 82V80H238ZM246 81V83H248ZM173 85L176 83L172 82ZM193 83V82H192ZM196 83V82H195ZM194 83V84H195ZM209 83V82H208ZM227 83V82H226ZM230 83V81H229ZM228 83V85H229ZM243 83V82H242ZM254 83V82H253ZM64 84V83H62ZM98 84V85H97ZM192 84L191 86H187L189 89L192 88V86L194 85ZM206 84V82H205ZM251 84V83H250ZM177 85V84H176ZM187 85V84H186ZM207 85V84H206ZM226 85V84H225ZM225 85L223 88H225ZM254 85V84H253ZM175 86V85H174ZM179 86V85H178ZM177 86V88H178ZM185 86V85H184ZM214 86V85H213ZM237 86V85H236ZM239 86V84H238ZM240 86H242V84L240 83ZM239 86V87H240ZM176 87V86H175ZM180 87V86H179ZM186 87V86H185ZM186 87V88H187ZM197 87V86H196ZM195 87V88H196ZM215 87V86H214ZM222 87V86H221ZM237 87V89L239 88ZM185 88V89H186ZM207 88V87H206ZM180 89V88H179ZM178 89V90H179ZM184 89V90H185ZM208 89V88H207ZM210 89V87H209ZM222 89V88H221ZM183 90V89H181ZM183 90V91H184ZM188 90V89H187ZM225 90V89H224ZM227 90V88H226ZM259 90V89H258ZM30 91V90H29ZM33 91V90H32ZM31 91V93H32ZM60 91V89H59ZM62 91V90H61ZM201 91V90H199ZM247 91V90H246ZM257 91V90H256ZM255 91V92H256ZM264 91V90H263ZM206 94L205 91H202ZM210 92V91H209ZM260 92V91H258ZM34 93V92H33ZM60 93V92H59ZM179 93V92H177ZM187 93L184 91V94ZM183 94V95H184ZM198 94H201V92H199ZM198 94L195 95L194 97H198ZM203 94V95H205ZM257 94V93H256ZM260 94V93H258ZM182 95V97H184ZM241 95V94H240ZM243 95H245L243 93ZM249 95V94H248ZM247 95V96H248ZM263 94H260V96L257 97L260 98ZM177 96V97H176ZM187 96V94H186ZM185 96V97H186ZM189 96V95H188ZM224 96V95H223ZM239 96V95H237ZM252 96L254 97L255 95L252 94ZM251 96V97H252ZM256 96H255V99H256ZM30 97V95H29ZM202 99H203V96H201ZM200 95H199V98H201ZM213 97V96H212ZM245 96H242V98H244ZM252 97V98H253ZM173 98V102L171 101V99ZM188 98V97H187ZM209 98V97H208ZM211 98V96H210ZM246 98V97H245ZM244 98V99H245ZM194 99V98H192ZM202 99H198V102L199 100L201 101ZM217 99V98H216ZM236 99V98H235ZM261 99V98H260ZM29 100V99H28ZM159 100H162V102H160ZM186 100V98H185ZM189 100V98H188ZM195 100V99H194ZM212 100V99H211ZM247 100V98H246ZM264 100V98H263ZM192 101V100H191ZM190 101V102H191ZM203 101V100H202ZM200 102V103H203V102ZM210 102V100H208ZM207 101V102H208ZM214 101V100H213ZM251 101V100H249ZM188 102V101H186ZM197 102V100H196ZM206 102V100H205ZM206 102V103H207ZM218 102V101H217ZM226 102V101H225ZM245 102V101H244ZM254 102V101H253ZM262 102V100H261ZM30 103V102H29ZM189 103V102H188ZM212 103V102H211ZM242 103V102H241ZM249 103V102H248ZM255 103V102H254ZM264 103V102H263ZM34 104V103H33ZM185 104V103H184ZM194 104V103H192ZM231 104V103H230ZM229 104V105H230ZM36 105V104H35ZM199 106L198 110L202 107L200 106L199 104H197ZM204 105V103H203ZM251 105V104H249ZM32 106V105H31ZM193 106V105H192ZM210 106V105H209ZM212 106V105H211ZM228 106V105H227ZM261 106V105H260ZM264 106V105H263ZM37 107V106H36ZM185 107V108H184ZM194 107V106H193ZM205 107H208V105L206 104V106L204 105V108ZM249 107V106H248ZM254 107V106H253ZM31 108V107H30ZM196 108V107H195ZM212 108V107H211ZM220 108V107H219ZM218 108V109H219ZM222 108V107H221ZM220 108V110H221ZM225 108V107H224ZM243 108V106H242ZM258 108V107H257ZM261 108V107H260ZM39 109V108H38ZM202 109V108H201ZM210 109V108H209ZM231 109V108H230ZM255 109V107H254ZM253 108L251 109L254 110ZM262 109V108H261ZM35 110V108H34ZM51 108L49 109V112H50ZM211 110V109H210ZM87 111H91V114L87 117V121L85 123V128H84V131L83 133H81L80 137L78 138L79 141L77 140V144L74 145L73 144V139H72V136H73V132L74 130L76 129V125H75V120L78 116H81L83 114V112H86ZM186 111H188L186 109ZM190 111V110H189ZM200 111V110H199ZM205 111V110H203ZM208 111V110H207ZM264 111V110H263ZM201 112V111H200ZM221 112H223V108L221 110ZM256 112H258L256 110ZM47 113V112H46ZM53 113V114H54ZM202 113V112H201ZM206 113V112H205ZM217 113V112H215ZM228 113V112H227ZM260 113H263L260 111ZM48 114H51V113H48ZM98 115V117H96L95 119L91 118V116L93 115ZM204 114V112H203ZM196 115V114H194ZM49 116V115H48ZM55 116V115H54ZM55 116V117H56ZM86 116V115H85ZM197 116V115H196ZM199 116V114H198ZM202 117V115H200ZM207 116V114H206ZM212 116V115H211ZM217 116V115H216ZM53 117V116H52ZM190 117V116H189ZM188 117V118H189ZM192 117V116H191ZM205 117V116H204ZM219 117V116H217ZM222 117V116H221ZM224 117V116H223ZM238 117V116H237ZM240 117H241V114H240ZM193 118V117H192ZM213 119V117H211ZM210 118V119H211ZM10 119V118H9ZM200 120V118H198ZM204 119V118H202ZM206 119V117H205ZM208 119V120H210ZM237 119V118H236ZM52 120V119H51ZM79 120V119H78ZM184 120V121H183ZM191 119H188V121H190ZM193 120V119H192ZM191 120V121H192ZM207 120V119H206ZM207 120V121H208ZM214 120V119H213ZM212 120V122H214ZM242 120V119H241ZM3 121V120H2ZM8 121V120H7ZM32 121V120H31ZM95 121V122H94ZM186 121V122H188ZM196 121V120H195ZM237 121V120H236ZM4 122V121H3ZM83 122V121H82ZM81 122V123H82ZM185 122V123H186ZM197 122V121H196ZM200 123V121H198ZM209 122V121H208ZM240 124H241V121H239ZM251 122V121H250ZM1 123V122H0ZM189 123V122H188ZM236 123V122H234ZM182 124V125H181ZM191 124V123H190ZM189 124V125H190ZM213 124V123H212ZM210 124V125H212ZM217 124V123H216ZM214 124V125H216ZM219 124V122H218ZM238 124V121L237 123ZM247 124V123H246ZM245 124V126H246ZM249 124V123H248ZM49 125V123H48ZM78 125V124H77ZM197 125V124H196ZM213 125V126H214ZM227 125V124H226ZM251 125V124H250ZM47 126V125H46ZM82 126V125H81ZM188 126V125H187ZM198 126V125H197ZM203 126V125H202ZM217 126V125H216ZM223 126V125H222ZM228 126V125H227ZM233 126H235L233 124ZM245 126H243L242 128H244ZM257 126V125H256ZM259 126V125H258ZM257 126V127H258ZM194 127V126H192ZM207 127V126H206ZM212 127V126H211ZM248 127V126H247ZM46 128V127H45ZM184 128V127H182ZM191 128V127H190ZM199 128V127H197ZM203 128V127H202ZM230 128V127H229ZM228 128V129H229ZM249 128V127H248ZM192 129H195V128H191V131ZM205 129V128H204ZM251 129V127H250ZM253 129V128H252ZM251 129V130H252ZM79 130V129H78ZM190 129L188 128L186 130V133H187V137H188V132ZM196 130V129H195ZM224 130V129H222ZM245 130V129H244ZM247 130V129H246ZM249 130V129H248ZM46 131V130H45ZM190 131V133H191ZM234 131V130H233ZM253 131V130H252ZM255 131V130H254ZM41 132V131H40ZM76 132V131H75ZM208 132V131H207ZM206 132V133H207ZM217 132V131H216ZM215 132V133H216ZM223 132V131H222ZM256 132V131H255ZM258 132V131H257ZM185 133V132H183ZM193 133V131H192ZM214 134V132H212ZM241 133V132H239ZM234 134V133H233ZM237 134V133H235ZM250 134V133H249ZM257 134V133H256ZM209 135V134H208ZM7 136V135H6ZM76 136V135H75ZM79 136V135H78ZM144 137L142 139V137ZM179 136V137H178ZM182 136V137H181ZM192 136V135H191ZM230 136V134L228 135ZM247 136V135H246ZM253 136V135H252ZM258 136V135H257ZM260 136V135H259ZM258 136V137H259ZM263 136V135H262ZM181 137V138H180ZM193 137H194V134H193ZM192 137V138H193ZM219 137V135H218ZM231 137V136H230ZM238 137V136H237ZM184 138V137H183ZM229 138V137H228ZM247 138V137H246ZM251 138V137H250ZM255 138V136H254ZM76 139V138H75ZM74 139V140H75ZM186 140V138H184ZM201 139V138H200ZM205 139V138H204ZM207 139V138H206ZM260 139V137H259ZM263 139V138H262ZM261 139V140H262ZM39 140V138H38ZM184 140V141H185ZM226 140V139H225ZM242 140V139H241ZM254 140V139H253ZM199 141V140H198ZM203 141V139H202ZM201 143H204L202 142ZM205 141V140H204ZM256 141V139L254 140ZM254 141H252L254 143ZM260 141V140H259ZM263 141V140H262ZM35 142V141H34ZM32 142V144L34 143ZM132 142V141H131ZM174 142V141H173ZM183 142V140H182ZM221 142V141H220ZM219 142V144H220ZM224 141H222L223 143ZM230 142V141H229ZM251 142V146L253 145V143ZM258 142V141H257ZM5 143V142H4ZM38 143V142H37ZM178 143V142H177ZM187 143V141H186ZM207 143V142H206ZM213 143V142H212ZM217 143V142H216ZM233 143V142H232ZM242 143V141H241ZM245 143V142H244ZM243 143V145H245ZM36 144V143H35ZM215 144V143H214ZM212 145L213 147H215V145ZM238 144V143H237ZM257 144V143H256ZM4 145V144H2ZM181 145V144H180ZM205 145V144H204ZM224 145V144H223ZM223 145H219V146H223ZM229 145V144H228ZM231 145V144H230ZM229 145V146H230ZM235 145V144H233ZM242 145V144H241ZM187 146V145H186ZM185 146V148H186ZM208 147V144L206 145ZM239 146V145H237ZM255 146V145H254ZM184 147V146H183ZM188 147V146H187ZM218 147V146H217ZM241 147V146H240ZM248 147V146H247ZM247 150H249L250 148H247ZM260 147V146H259ZM262 147V145H261ZM151 148V147H150ZM175 148V147H174ZM199 148V147H198ZM203 148V147H202ZM205 148V147H204ZM221 148V147H220ZM222 148H226V147H222ZM221 148V149H222ZM254 148V147H253ZM20 149V148H19ZM213 149V148H212ZM211 149V150H212ZM217 149V148H216ZM220 149V150H221ZM228 149V148H227ZM230 149V147H229ZM237 149V148H236ZM239 149V148H238ZM237 149V151H238ZM243 149V148H241ZM22 150V149H20ZM149 150V149H148ZM184 150V149H182ZM188 151V149H186ZM214 150V149H213ZM225 150V149H224ZM233 150V149H231ZM25 151V150H23ZM30 151V150H29ZM33 151V150H32ZM36 151V150H35ZM186 151V152H187ZM204 151V150H203ZM235 151V150H234ZM233 151V152H234ZM254 151V149H253ZM22 152V151H21ZM31 152V151H30ZM37 152V151H36ZM149 153L150 150L148 151ZM166 152V151H165ZM165 152H162V153H165ZM206 153V151H204ZM218 152V150L216 151V153ZM229 152V150H228ZM246 152V151H245ZM245 152H240L239 153H245ZM251 153V151H248V153ZM29 153V152H28ZM127 153V152H126ZM221 153V152H220ZM225 152L222 151V155L224 154ZM227 153V152H226ZM230 153V152H229ZM227 153V154H229ZM236 153V151H235ZM238 153V154H239ZM247 153V154H248ZM249 153V154H250ZM262 153V151H261ZM260 153V154H261ZM171 154V153H170ZM192 154V153H191ZM208 154V152H207ZM206 154V155H207ZM233 154V153H232ZM256 154V153H255ZM254 156H256L257 154H259L257 152V154ZM139 155V154H138ZM220 155V154H219ZM263 156V154H261ZM184 156H186V154H184ZM184 156H180L181 158H183ZM225 156V155H224ZM235 156L239 157L238 155L235 154ZM250 156V155H249ZM139 157V156H137ZM143 157V156H142ZM163 157H165L163 155ZM167 157V156H166ZM173 157V156H172ZM179 157V156H178ZM217 157V156H216ZM226 157V156H225ZM224 157V158H225ZM232 157V156H231ZM230 157V158H231ZM29 158V157H28ZM144 158V157H143ZM142 158V159H143ZM155 158V157H154ZM171 158V157H170ZM177 158V157H175ZM196 159V156L194 157ZM193 158V159H194ZM228 158V157H227ZM243 160H244V157H242ZM247 158V157H245ZM250 157H248L247 159H249ZM257 158V156H256ZM255 158V159H256ZM262 158V157H261ZM264 158V157H263ZM27 159V158H26ZM37 159V158H35ZM174 159V158H173ZM186 159V158H185ZM234 159H237V161L239 160V158H234ZM69 160V162L67 161ZM171 160V159H170ZM180 160V159H178ZM206 160V159H204ZM210 160V159H209ZM219 161V159H217ZM217 160L215 162H217ZM223 160V158H222ZM241 160V159H240ZM260 159L258 158V161ZM175 161V160H174ZM196 161V160H195ZM213 161V160H212ZM226 161V160H225ZM230 161V160H229ZM235 161V160H234ZM255 161V160H254ZM263 161V160H262ZM66 162H68V167L67 169L64 168V165L66 164ZM138 162V161H137ZM179 162V161H178ZM177 162V163H178ZM184 162V161H182ZM188 161H186L187 163ZM214 162V161H213ZM222 163L224 162L221 161ZM220 162V163H221ZM236 162V161H235ZM246 162V161H245ZM260 162V161H259ZM258 162V163H259ZM95 164L94 166H92L91 164ZM169 163V162H168ZM175 163V162H173ZM171 163V164H173ZM219 163V164H220ZM242 163V162H241ZM240 163V164H241ZM248 163V162H247ZM250 163V162H249ZM257 163V162H256ZM255 163V164H256ZM261 163V162H260ZM165 163H163V165H165ZM184 164V163H183ZM182 164V165H183ZM199 164V162H198ZM206 164V163H205ZM229 164V162H228ZM237 163H235L236 165ZM253 164V165H255ZM168 165V164H167ZM187 165V164H185ZM197 165V164H196ZM213 165V164H212ZM217 164H215L216 166ZM227 165V163H226ZM231 165V164H230ZM234 165V163H233ZM239 165V164H238ZM246 165V164H245ZM250 165V164H249ZM253 165H251V167H254ZM262 165V164H261ZM139 166V165H137ZM156 166V165H155ZM171 166V165H170ZM177 166V165H176ZM175 166V168H176ZM188 166V165H187ZM191 166V165H189ZM220 166V165H219ZM225 166V165H224ZM232 166V165H231ZM242 166V165H241ZM247 166V165H246ZM245 166V167H246ZM165 167V166H164ZM163 167V168H164ZM174 167V166H172ZM180 166L177 167V169L179 168ZM204 167V166H203ZM207 167V166H205ZM209 167V166H208ZM218 167V166H217ZM244 167V166H243ZM137 168V167H136ZM162 168V169H163ZM181 168V167H180ZM191 168V167H190ZM199 168V167H198ZM212 168V166H211ZM210 168V169H211ZM221 168V167H220ZM235 168V167H234ZM236 168L237 165H236ZM258 169L256 170V172L260 173V170L257 167H255V169ZM66 169V170H64ZM153 169V168H152ZM169 169V168H168ZM222 169V168H221ZM227 169H228V165H227ZM249 169V168H248ZM247 169V170H248ZM251 169V168H250ZM132 170V169H131ZM155 170V168L153 169ZM152 170V171H153ZM180 170V169H179ZM212 170V169H211ZM245 170V169H244ZM160 171V169L158 170ZM164 171V170H163ZM172 171V170H171ZM170 171V172H171ZM181 171V170H180ZM187 171V170H186ZM185 171V172H186ZM190 171V170H188ZM202 171V170H201ZM207 171V170H206ZM215 171V169L213 170ZM212 171V172H213ZM246 171V170H245ZM250 170H248L249 172ZM136 172V171H135ZM183 172V171H182ZM212 172L210 174H212ZM216 172V171H215ZM219 172V171H218ZM221 172V170H220ZM223 172V171H222ZM229 172V171H228ZM252 172V170H251ZM255 172V170H254ZM254 172L253 175H254ZM264 172V171H263ZM260 173V174H263ZM24 173V172H23ZM134 173V172H133ZM159 173V172H157ZM164 173V172H163ZM167 173V172H166ZM166 173H164L166 175ZM172 173V172H171ZM217 173V172H216ZM257 173V174H258ZM25 174V173H24ZM184 175V173H181ZM204 174V172H203ZM209 174V173H207ZM214 174V173H213ZM220 174V173H219ZM223 174V173H222ZM249 174V173H248ZM72 175V177H71ZM156 176V171H155V174ZM163 175V174H162ZM170 175V174H169ZM169 175L167 174V176L169 177ZM226 175V174H225ZM264 175V174H263ZM132 176V175H130ZM129 176V177H130ZM155 176L153 177V179L155 178ZM171 176V175H170ZM205 176V174H204ZM211 177H213V175H209ZM224 176V175H223ZM239 176V175H238ZM261 176V175H260ZM35 177V176H32V178ZM162 177V176H161ZM176 177V176H175ZM208 177V176H207ZM229 177V176H228ZM235 177L237 178V176L235 175ZM243 177V176H242ZM254 177V176H252ZM259 177V176H258ZM147 178V177H146ZM149 178V177H148ZM165 178V177H164ZM184 178V176H183ZM209 178V177H208ZM234 178V177H232ZM245 178V177H244ZM26 179V178H25ZM127 179V178H126ZM125 179V180H126ZM168 179V178H166ZM180 179V178H179ZM188 179V178H187ZM224 179V178H223ZM239 179V178H238ZM247 179V178H246ZM245 179V181H246ZM249 179V178H248ZM34 180V181H35ZM131 179L127 180V181H130ZM178 181V178L176 179ZM225 180H227V178H225ZM231 180V178H230ZM233 180H237V179H233ZM23 181V180H22ZM21 181V183H22ZM141 181H144L141 180ZM148 180H146L147 182ZM153 181V180H152ZM166 181V180H165ZM181 181V180H180ZM190 181V180H189ZM188 181V182H189ZM209 181V180H208ZM216 181V180H215ZM214 181V183H215ZM253 181V180H252ZM258 181V179H257ZM36 182V183H37ZM132 182V181H131ZM129 182V183H131ZM154 182V181H153ZM183 182V181H182ZM181 184H184L182 183ZM213 182V181H212ZM211 182V183H212ZM24 183V182H23ZM22 183V184H23ZM27 183V182H26ZM35 183V182H34ZM165 183V182H164ZM175 183V182H173ZM190 183V182H189ZM210 183V182H209ZM210 183V184H211ZM229 183V181H228ZM228 183L226 182V187L228 185ZM245 183V182H244ZM254 183V182H253ZM169 184V183H168ZM187 184V183H186ZM213 184V183H212ZM225 184V183H223ZM238 184V183H236ZM250 184V183H249ZM256 184V183H254ZM25 185V184H24ZM129 185V184H128ZM215 185V184H214ZM217 185V184H216ZM231 186V184H229ZM228 185V186H229ZM242 185V184H241ZM247 185V184H246ZM252 186V184H250ZM258 185V183L256 184ZM174 186L176 187V184H174ZM178 186V185H177ZM225 186V185H224ZM254 186V185H253ZM252 186V187H253ZM21 187V185H20ZM32 187V186H31ZM180 187V186H179ZM207 187V186H206ZM205 187V188H206ZM216 187V186H215ZM242 187V186H241ZM189 188V187H187ZM186 188V189H187ZM211 188V187H210ZM220 188V187H219ZM224 188V187H223ZM231 189H233L232 187H230ZM229 188V190H230ZM235 188V186H234ZM251 188V187H250ZM254 188V187H253ZM258 188V187H257ZM255 187V189H257ZM29 189V188H28ZM139 189V188H138ZM177 189V188H176ZM180 189V188H178ZM216 189V188H214ZM227 189V188H226ZM241 189V188H240ZM259 189V188H258ZM257 189V190H258ZM27 190V189H25ZM120 190V189H119ZM126 190V189H125ZM182 190V189H180ZM194 189L192 188V191ZM212 190V189H211ZM239 190V189H238ZM246 190V189H245ZM247 190H248V186H247ZM251 190V189H250ZM158 191V190H157ZM171 191V190H170ZM201 192V190H199ZM215 191V190H213ZM224 191V190H223ZM226 191V190H225ZM231 191V190H230ZM234 191V189H233ZM236 191V190H235ZM252 191V190H251ZM264 191V189H263ZM14 192V191H13ZM138 192V191H137ZM184 192V191H182ZM181 192V194H182ZM195 192V191H194ZM193 192V193H194ZM219 192H221L219 190ZM229 192V191H228ZM227 192V194H228ZM244 192V191H243ZM260 192V191H258ZM16 193V192H15ZM118 193V192H117ZM157 193V192H156ZM192 193V194H193ZM197 193V191H196ZM210 193V192H209ZM212 193V192H211ZM237 193H240L239 191ZM151 194V193H150ZM158 194V193H157ZM190 194H191V191H190ZM247 193H243V195L245 197ZM254 194V193H253ZM257 194V192L255 193ZM139 195V194H138ZM165 195V194H164ZM222 195V194H221ZM240 195V194H239ZM239 195L237 197H239ZM260 195H261V192H260ZM110 196V195H109ZM107 196V197H109ZM157 196V195H156ZM159 196V195H158ZM199 196V195H197ZM217 196V195H216ZM229 196V195H228ZM233 196L232 198H234L235 195H231ZM249 196V195H248ZM252 196V195H251ZM123 197V196H122ZM180 197V196H179ZM186 197V196H185ZM191 197V196H190ZM200 197V196H199ZM206 197V196H205ZM208 197V196H207ZM241 197V196H240ZM243 197V196H242ZM241 197V198H242ZM254 197V196H252ZM255 197H258L257 195ZM117 198V197H116ZM132 198V197H131ZM139 198V197H138ZM137 198V199H138ZM145 198V197H144ZM209 198V197H208ZM214 198V197H212ZM224 198V196L222 197ZM259 198V197H258ZM264 198V197H263ZM21 199V200H22ZM134 199V202L136 201L135 198ZM155 199V198H153ZM152 199V200H153ZM162 199V198H161ZM194 199H196L194 197ZM198 199V198H197ZM215 199V198H214ZM230 199V198H229ZM234 199H237V198H234ZM250 199V198H249ZM253 199V198H252ZM261 199V197H260ZM259 199V200H260ZM143 200V199H142ZM146 200V199H145ZM151 200V199H150ZM151 200V201H152ZM206 199H204L205 201ZM224 200V199H223ZM258 200V199H256ZM20 203V200H19V197L17 196V198L15 199V203L18 202ZM139 201V200H138ZM147 201V200H146ZM161 201V200H160ZM163 201V199H162ZM179 201V200H178ZM183 201V200H182ZM195 201V200H193ZM199 201V200H198ZM197 201V202H198ZM203 201V200H202ZM238 202L241 203L242 200H236ZM250 201V200H249ZM262 201V200H261ZM131 202V200H130ZM129 202V203H130ZM141 202V199L140 201ZM148 202V201H147ZM157 202V201H156ZM196 202V203H197ZM208 202V201H207ZM216 202V201H215ZM223 202V201H222ZM228 203L230 201H227ZM233 202H235L233 200ZM237 202V204H238ZM246 202V201H245ZM244 202V204H246ZM260 202V201H259ZM258 202V203H259ZM47 203H49V208L47 207L46 210H45V206L47 205ZM106 203V201H105ZM133 203V201H132ZM137 203V202H136ZM135 203V204H136ZM143 203V202H142ZM141 203V204H142ZM152 203V202H151ZM155 203V202H154ZM178 203V202H176ZM188 203V202H187ZM203 203H206V202H203ZM202 203V205H203ZM210 203V202H209ZM213 203V202H212ZM218 203V202H216ZM252 203H255V202H252ZM264 203V202H263ZM127 204V203H126ZM138 204V203H137ZM153 204V203H152ZM185 204V203H184ZM193 204V203H192ZM236 204V202H235ZM134 205V204H133ZM143 205V204H142ZM150 205V204H149ZM158 205V204H157ZM175 205V204H174ZM240 205V204H239ZM254 205V204H253ZM17 206V205H15ZM60 206H64V210L65 211H75L76 214L78 216L77 219H71V226L72 227H69V229L67 231H63L61 230L58 226V224H61V219L59 217L58 220H54L53 217H55L54 215L57 214V209L60 207ZM128 206V204H127ZM126 206V207H127ZM136 206V205H135ZM134 206V207H135ZM148 206V204H147ZM195 206V205H194ZM24 207V206H23ZM141 208V205L139 206ZM152 207V205H151ZM193 207V206H192ZM234 207V206H233ZM20 208V207H18ZM17 208V210H18ZM125 208V207H124ZM131 208V207H130ZM137 208V207H136ZM191 208V207H190ZM206 208V207H204ZM228 208H231V207H228ZM225 209V210H228ZM244 208V207H243ZM246 208V207H245ZM253 206H252V209H251V212L253 210ZM21 209V208H20ZM23 209V208H22ZM21 209V210H22ZM120 209V207H119ZM134 208H132L133 210ZM142 209V208H141ZM140 209V210H141ZM149 209V208H148ZM147 209V211H148ZM188 209V208H187ZM233 209V208H232ZM242 209V208H241ZM249 209V207H248ZM16 210V211H17ZM239 210V209H238ZM243 211H245L244 209H242ZM256 210V209H255ZM254 210V211H255ZM257 210H260L257 209ZM256 210V211H257ZM263 210V209H262ZM23 211V210H22ZM46 211L44 214L43 212ZM121 211V210H120ZM128 211V210H127ZM131 211V209L129 210V212ZM241 211V210H240ZM250 211V210H249ZM261 211V210H260ZM125 212V211H124ZM152 212V211H151ZM231 212V211H230ZM259 212V211H258ZM229 213V212H228ZM235 213V212H233ZM244 213V212H243ZM246 213V212H245ZM249 213V212H248ZM254 213V212H253ZM253 213H249L250 215L253 214ZM22 214V213H21ZM61 213H59V216H60ZM71 214V213H70ZM124 214V213H123ZM129 214V213H128ZM127 214V215H128ZM247 214V213H246ZM114 215V214H113ZM126 215V217H127ZM138 215V214H137ZM157 215V214H156ZM159 215V214H158ZM226 215V213H225ZM261 215V213H260ZM264 215V212L263 214ZM13 216V215H12ZM123 216V215H121ZM139 216V215H138ZM184 216V215H183ZM239 216V215H238ZM243 215H241L242 217ZM252 216V215H251ZM73 217H76L73 215ZM115 217V216H114ZM227 217V216H226ZM240 217V216H239ZM247 217V216H246ZM245 216L243 218H246ZM256 216H254L255 218ZM71 218V217H70ZM120 218V217H119ZM182 218V217H181ZM195 218V217H194ZM201 218V217H200ZM235 218V217H234ZM129 219L131 220V217H129ZM188 219V218H186ZM202 219V218H201ZM240 219V218H238ZM237 219V221H238ZM261 219V218H260ZM263 219V218H262ZM261 219V220H262ZM13 220V218L11 219ZM119 220V219H118ZM124 220V219H123ZM149 220V219H148ZM184 220V219H182ZM207 220V219H205ZM235 220V219H234ZM141 221V220H140ZM186 221V220H185ZM184 221V222H185ZM193 221V220H192ZM196 221V220H194ZM193 221V222H194ZM203 221V220H202ZM245 221V219L243 220ZM263 221V220H262ZM116 222V220H115ZM134 222V221H133ZM189 222V220L187 221ZM191 222V221H190ZM227 222V221H226ZM229 222V221H228ZM231 222V221H230ZM229 222V223H230ZM246 222V221H245ZM11 223V222H10ZM67 223V222H66ZM176 223V222H175ZM192 223V222H191ZM196 223V222H195ZM200 223V222H199ZM261 223V222H260ZM259 223V224H260ZM57 224V226H56ZM136 224H139V222H137ZM173 224V223H172ZM180 224V223H179ZM181 224H184V223H181ZM231 224V223H230ZM241 224V223H240ZM246 224V223H245ZM255 224V223H253ZM258 224V223H257ZM264 224V223H263ZM261 224V225H263ZM107 225V224H106ZM176 225V224H175ZM174 225V226H175ZM185 225V224H184ZM182 225V226H184ZM188 225V223H187ZM191 225V224H190ZM198 225V223L196 224ZM201 225V224H200ZM232 225V224H231ZM250 228L252 227V224H250ZM8 226V225H7ZM68 226V225H67ZM117 226V225H116ZM115 226V227H116ZM165 226V225H164ZM173 226V225H172ZM181 225H177V227ZM186 226V225H185ZM194 226V225H193ZM228 226V224H227ZM226 226V228H227ZM242 227H244L245 225H241ZM248 226V224H247ZM66 227V226H65ZM106 227V228H104ZM113 226H110L111 229ZM114 227V228H115ZM143 227V226H142ZM179 227V228H180ZM188 227V226H187ZM230 227V226H229ZM236 227V226H234ZM241 227V228H242ZM260 227V226H259ZM9 228V227H8ZM104 228V229H103ZM117 228V227H116ZM120 228V226H119ZM174 228V227H173ZM185 228V227H184ZM191 228V227H190ZM200 228V227H199ZM198 228V229H199ZM240 228V227H239ZM262 229V226L260 227ZM259 229H256L258 232H259ZM263 228H264V225H263ZM139 229V228H138ZM163 229V228H162ZM238 229V228H237ZM245 229V228H244ZM254 229V228H253ZM164 230V229H163ZM176 231V229H174ZM178 230V228H177ZM188 230H191L188 228ZM228 230V229H227ZM230 230V229H229ZM239 230V229H238ZM246 230V229H245ZM264 231V229H262ZM261 230V231H262ZM156 231V230H155ZM173 231V232H175ZM185 231V230H184ZM193 231V230H192ZM257 231L254 233L256 235ZM260 231V232H261ZM3 232V231H2ZM51 232V231H50ZM49 232V234H50ZM109 232V231H107ZM117 232V230H116ZM135 232V231H134ZM140 232V231H139ZM172 232V231H171ZM170 232V233H171ZM172 232V233H173ZM187 232V231H186ZM191 232V231H189ZM199 232V231H198ZM206 232V231H205ZM210 232V231H209ZM237 232V230H236ZM4 233V232H3ZM12 233V232H11ZM113 232H111L110 234H112ZM125 233V232H124ZM130 233V232H129ZM160 233V232H159ZM169 233V231H168ZM179 233V231H178ZM200 233V232H199ZM204 233V232H203ZM219 233V231H218ZM10 234V233H9ZM119 235V233H116ZM116 234H115V237H116ZM122 234V233H121ZM133 234V232H132ZM144 234V233H143ZM160 234H163L160 233ZM189 234V233H188ZM187 234V235H188ZM215 234V233H214ZM221 234V233H220ZM242 234V233H241ZM250 234V233H249ZM262 234V233H261ZM117 235V237H118ZM135 235V234H134ZM133 235V236H134ZM147 235V234H146ZM155 235V234H154ZM186 235V236H187ZM205 235V234H204ZM246 235V234H245ZM251 235V234H250ZM255 235L253 236V241L256 240L254 239ZM50 236V235H49ZM101 236V237H100ZM123 236V235H122ZM125 236H127L125 234ZM163 236V235H162ZM185 236V238H186ZM189 236V235H188ZM200 236H202L200 234ZM209 236V234H208ZM211 236V235H210ZM209 236V237H210ZM216 236V235H215ZM244 236V235H243ZM262 236V235H261ZM48 237V236H47ZM107 237V236H105ZM104 237V239H105ZM113 237H114V233H113ZM112 237V238H113ZM114 237V238H115ZM124 237V236H123ZM149 237V235H148ZM180 237H182V235H180ZM206 237V236H204ZM208 237V238H209ZM212 237V236H211ZM220 237V235H219ZM250 237V236H249ZM264 237V236H263ZM7 239V237H5ZM99 238L101 239L99 241ZM113 238V239H114ZM134 238V237H133ZM140 238V237H138ZM171 238V237H170ZM198 238V237H197ZM207 238V237H206ZM233 238V236H232ZM252 238V236L250 237ZM10 239V238H9ZM48 240H50L49 238H47ZM106 239L109 240V237H107ZM105 239V240H106ZM126 239V238H124ZM129 238H127L128 240ZM132 239V238H131ZM141 239V238H140ZM146 239H147V236H146ZM167 239V238H166ZM172 239V238H171ZM184 239V238H183ZM200 239V238H199ZM204 239V238H203ZM210 239V238H209ZM209 239H207L206 241H208L209 243ZM215 239V238H214ZM212 239V240H214ZM218 239V238H217ZM228 239V238H227ZM245 239V238H244ZM8 240V239H7ZM51 240H54V239H51ZM60 240V239H59ZM105 240H102L103 244L105 243L104 241ZM181 241H183L182 239H180ZM185 240V239H184ZM193 240V238H192ZM201 240V239H200ZM221 240V239H220ZM234 240V239H233ZM251 242L252 240L249 239ZM264 240V239H263ZM111 241V239H110ZM158 241V240H155V242ZM159 241H160V238H159ZM186 241V240H185ZM191 241V240H190ZM195 242L198 241V240H194ZM204 241V240H203ZM248 241V238L247 240ZM260 241V240H259ZM51 242V241H49ZM101 242V243H102ZM116 242V241H115ZM132 242V241H131ZM147 242H151V241H147ZM153 242V241H152ZM151 242V243H152ZM162 242V241H160ZM179 242V241H178ZM188 242V240L186 241ZM192 242V241H191ZM199 242V241H198ZM211 242V240H210ZM231 242V241H230ZM236 242V241H235ZM239 242V241H238ZM237 242V243H238ZM250 242V243H251ZM254 242H257V241H254ZM253 242V243H254ZM262 242V240H261ZM8 243V241H7ZM11 243V241H10ZM9 243V244H10ZM45 243H48V242H45ZM59 243V242H58ZM109 243V242H108ZM112 243V242H111ZM123 243V242H122ZM184 244L185 242H181V244ZM197 243V242H196ZM213 243V242H212ZM211 243V244H212ZM246 243V242H245ZM242 244L243 245H245ZM249 241L246 243L247 245L249 244ZM260 242H258L257 245H259ZM60 244H63V243H60ZM60 244L58 245L60 247ZM65 244V243H64ZM102 244V246H103ZM110 244V243H109ZM113 244V243H112ZM111 244V246H112ZM116 244V243H115ZM119 244V243H118ZM125 244V242H124ZM187 244V243H186ZM186 244H184L186 246ZM193 244V243H192ZM191 244V245H192ZM201 244V243H200ZM255 244V243H254ZM253 244V245H254ZM263 244V243H262ZM4 245V244H3ZM101 245V244H100ZM105 245V244H104ZM156 245V244H155ZM198 245V244H197ZM246 245V246H247ZM252 245V243H251ZM256 245V244H255ZM6 246V245H5ZM63 246V245H62ZM107 246V244H106ZM110 246V245H108ZM107 246V247H108ZM115 246V245H114ZM153 246V245H152ZM151 246V248H152ZM159 246V245H158ZM176 246V245H175ZM174 246V247H175ZM183 246V245H182ZM188 246V244H187ZM190 246V244H189ZM193 246V245H192ZM209 246V245H208ZM217 246V245H216ZM233 246V245H232ZM234 246H237L236 244ZM239 246V245H238ZM241 246V245H240ZM241 246V248H242ZM262 246V245H261ZM264 246V245H263ZM40 247V248H41ZM44 247V246H43ZM42 247V248H43ZM47 247V246H45ZM101 247V246H100ZM113 247V246H112ZM122 247V246H120ZM124 247V246H123ZM122 247V248H123ZM128 247V246H127ZM137 247V246H136ZM143 247V246H142ZM156 247V246H155ZM196 247V246H194ZM198 247V246H197ZM196 247V248H197ZM249 247V246H247ZM246 247V248H247ZM255 247H259V246H251V248H255ZM8 248V247H7ZM34 248V249H35ZM41 248V249H42ZM63 248V247H61ZM99 248V247H98ZM96 248V249H98ZM104 248L106 249V247L104 246ZM118 248V247H117ZM125 248V247H124ZM144 248V247H143ZM160 248V247H159ZM166 248V247H165ZM182 249L181 246L178 247L176 246V249ZM190 248V247H188ZM200 248V247H199ZM262 248V247H261ZM116 249V247H115ZM120 249V248H119ZM132 249V248H131ZM153 249V248H152ZM155 249V248H154ZM157 249V248H156ZM168 249V248H167ZM170 249V247H169ZM174 248H172L173 250ZM175 249V250H176ZM194 249V248H193ZM209 249V247H208ZM233 249V248H232ZM250 249V247L248 248V250ZM257 249V248H256ZM43 250V249H42ZM45 250V249H44ZM64 250V249H63ZM107 250V249H106ZM105 250V251H106ZM112 249H110L109 251H112ZM125 250V249H123ZM122 250V252H123ZM183 250V249H182ZM189 250V251H188ZM188 254H190V256L192 255V253H190V249H188ZM192 250V248H191ZM197 250V249H196ZM202 250V249H201ZM200 250V251H201ZM205 250V249H204ZM204 250L202 251L203 253H207L206 250L204 252ZM211 250V249H210ZM252 250V249H251ZM250 250V251H251ZM255 250V249H254ZM99 249L97 250V253H98ZM120 250H118V253L120 254L121 251L119 252ZM131 251V250H130ZM135 251V250H134ZM151 251V250H150ZM168 251V250H167ZM167 251H164L163 250V247L162 249H158L156 251V255L157 258L155 259L154 257L152 258L154 261L152 262V259L150 260V264L151 263H154V264H167L168 263V258L166 257L165 255V252ZM170 251V250H169ZM212 251V250H211ZM240 251V250H237V252ZM258 251V249L255 251V253ZM5 252V251H4ZM35 252V251H34ZM41 252V251H39ZM44 252V251H43ZM63 252V251H62ZM61 252V253H62ZM101 251H99L100 253ZM114 252V251H113ZM126 252V250L124 251V253ZM128 252V251H127ZM209 252V251H208ZM213 252V251H212ZM253 252V251H251ZM64 253V252H63ZM102 253V252H101ZM100 253V254H101ZM111 254H115L116 253V250H115V253H112L110 252ZM171 253V252H170ZM184 253V251H183ZM211 253V252H210ZM214 253V252H213ZM236 253V252H235ZM234 253V255H235ZM252 254L255 258L257 257V254ZM264 253V252H262ZM261 253V254H262ZM3 254V253H2ZM32 254V253H31ZM38 254V253H35V255ZM130 254V253H129ZM132 254V253H131ZM130 254V255H131ZM134 254V253H133ZM174 254V253H172ZM185 255L186 256H188ZM198 254V252H197ZM212 254V253H211ZM34 255V256H35ZM44 255H46L47 257V254L44 253ZM116 255V254H115ZM114 255V256H115ZM121 255V256H120ZM119 257L117 259H119V261L121 262L120 264H127L128 262H130V260L128 259L129 257H125L123 256L122 254H120ZM128 255V254H127ZM128 255V256H130ZM204 255V254H203ZM206 255V254H205ZM208 255V253H207ZM223 255V254H222ZM221 255V256H222ZM9 256V254H8ZM31 256V255H30ZM33 256V257H34ZM49 256V255H48ZM113 256V257H114ZM133 257V255H131ZM155 256V254H154ZM174 256V259H175V255ZM220 256V257H221ZM224 256V255H223ZM222 256V257H223ZM239 256H242V255H239ZM262 256V255H261ZM264 256V255H263ZM262 256V257H263ZM32 257V256H31ZM45 257V256H44ZM64 257V255H63ZM107 257V256H106ZM105 257V258H106ZM117 257V256H116ZM139 257V256H138ZM143 257V256H142ZM178 257V256H177ZM185 257H182L185 259ZM208 257V256H207ZM211 257V256H210ZM246 257V256H245ZM7 258V257H6ZM30 258V257H29ZM37 258V256H36ZM35 258V259H36ZM112 258V257H111ZM136 258V257H135ZM147 258V257H145ZM150 258V256H149ZM180 258V257H179ZM182 258L178 259V260H181ZM187 258V257H186ZM214 260L216 261V254L214 255ZM224 258V257H223ZM227 258V257H226ZM225 258V259H226ZM230 258V257H229ZM239 258V257H238ZM237 258V255L233 256V260L236 261L238 260ZM261 258V257H260ZM264 258V257H263ZM262 258V259H263ZM12 259V258H11ZM34 259V258H33ZM32 259V260H33ZM39 259V257H38ZM52 259V258H51ZM106 259H109L110 258H106ZM116 259V258H115ZM117 259H116V263L119 264L117 262ZM139 259V258H138ZM141 259V257H140ZM139 259V260H140ZM143 259V258H142ZM173 259V258H172ZM183 259V260H184ZM246 259V258H245ZM248 259V258H247ZM262 259L261 260H258V263H261L262 262ZM29 260V259H28ZM27 260V261H28ZM83 260V261H82ZM97 260V259H96ZM103 260V258L101 259ZM112 260V259H111ZM114 260V259H113ZM148 260V259H147ZM178 260H175L176 262ZM211 260V259H209ZM254 260V259H253ZM256 260V259H255ZM9 261V260H8ZM12 261V260H11ZM53 261V260H52ZM55 261V260H54ZM59 263H60V260H58ZM108 261V260H106ZM142 261V260H140ZM146 261V260H145ZM171 261V260H169ZM182 261V260H181ZM260 261V262H259ZM32 262V261H30ZM38 262V260H37ZM36 262V264H37ZM41 262V261H40ZM97 262V261H96ZM95 262V263H96ZM100 262V261H99ZM98 262V263H99ZM114 262V261H113ZM149 262V261H148ZM180 262V261H178ZM186 262V261H185ZM184 262V263H185ZM209 262V261H208ZM211 262V261H210ZM240 262V261H239ZM248 262V261H247ZM253 262V261H252ZM251 262V263H252ZM9 263V262H8ZM34 263V262H32ZM63 263V261H62ZM61 263V264H62ZM90 263V262H89ZM94 263V262H93ZM108 263V262H106ZM110 264H112L111 262H109ZM136 263V262H135ZM173 263V262H172ZM212 263H216V262H212ZM211 263V264H212ZM219 263V262H218ZM225 263V262H224ZM237 263V261H236ZM264 263V262H263ZM4 264V263H3ZM27 264V263H26ZM68 264V263H67ZM70 264V263H69ZM115 264V263H114ZM133 264V263H132ZM192 264V263H191ZM194 264V263H193ZM197 264V263H196ZM221 264V263H220ZM244 264H246V262H244Z\"/></svg>",
	"mask_w": 264,
	"mask_h": 264
}]
</instances>
